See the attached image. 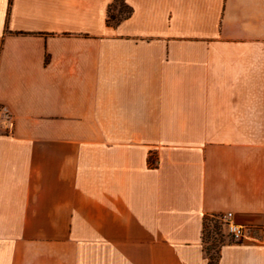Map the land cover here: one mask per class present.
<instances>
[{
  "label": "crops",
  "instance_id": "crops-1",
  "mask_svg": "<svg viewBox=\"0 0 264 264\" xmlns=\"http://www.w3.org/2000/svg\"><path fill=\"white\" fill-rule=\"evenodd\" d=\"M0 0V264H264V0Z\"/></svg>",
  "mask_w": 264,
  "mask_h": 264
},
{
  "label": "trees",
  "instance_id": "trees-1",
  "mask_svg": "<svg viewBox=\"0 0 264 264\" xmlns=\"http://www.w3.org/2000/svg\"><path fill=\"white\" fill-rule=\"evenodd\" d=\"M116 4H120L119 9L116 11V15H111V13L114 11V6ZM123 9H126L125 11ZM131 15V9L125 4L124 0H115L112 5L108 8V16H107V24L111 25L112 27L117 26L122 22L123 20H126ZM110 20H113V23H110ZM216 215H213L211 217L204 218L202 222V243L205 244V237L206 234L208 235V227L211 226L212 229H214V232H217L219 230L218 222L216 220ZM220 245L224 244V241L220 242ZM209 256V264H216V260L218 257V252L216 254V258H213L209 253H207Z\"/></svg>",
  "mask_w": 264,
  "mask_h": 264
},
{
  "label": "rangeland",
  "instance_id": "rangeland-1",
  "mask_svg": "<svg viewBox=\"0 0 264 264\" xmlns=\"http://www.w3.org/2000/svg\"><path fill=\"white\" fill-rule=\"evenodd\" d=\"M120 4H116L114 6V11L111 13V15H116V11L119 9ZM124 11L126 9H123ZM110 23H113V20H110ZM217 220V219H216ZM219 230L217 232H214V229L208 227V235L206 234L205 237V250L206 253H209L213 258H216V254L218 252V249L220 248V242L224 241L226 242L228 240V235L226 233L225 227L222 225V223L217 220Z\"/></svg>",
  "mask_w": 264,
  "mask_h": 264
},
{
  "label": "built area",
  "instance_id": "built-area-1",
  "mask_svg": "<svg viewBox=\"0 0 264 264\" xmlns=\"http://www.w3.org/2000/svg\"><path fill=\"white\" fill-rule=\"evenodd\" d=\"M216 219L219 220L225 227L228 239L232 243H241L249 234L248 229L233 223L232 214L230 213L226 215H219Z\"/></svg>",
  "mask_w": 264,
  "mask_h": 264
}]
</instances>
